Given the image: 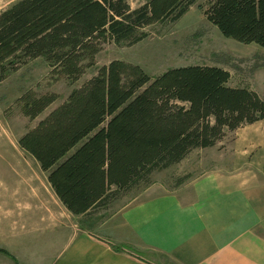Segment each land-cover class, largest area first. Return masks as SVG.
I'll list each match as a JSON object with an SVG mask.
<instances>
[{"label": "trees", "instance_id": "16d2710c", "mask_svg": "<svg viewBox=\"0 0 264 264\" xmlns=\"http://www.w3.org/2000/svg\"><path fill=\"white\" fill-rule=\"evenodd\" d=\"M197 1L149 0L133 9L128 0H17L0 12V84L38 59L52 80L75 84L106 44L136 45L148 28L176 23ZM204 15L224 37L264 48V0H209ZM230 79L212 66L151 77L115 60L24 134L19 147L70 214L109 211L195 150L264 121V99L230 87ZM58 99L31 90L16 104L35 122Z\"/></svg>", "mask_w": 264, "mask_h": 264}, {"label": "rangeland", "instance_id": "374dc122", "mask_svg": "<svg viewBox=\"0 0 264 264\" xmlns=\"http://www.w3.org/2000/svg\"><path fill=\"white\" fill-rule=\"evenodd\" d=\"M17 0H0V12ZM149 0H128L137 9ZM209 0H198L179 21L147 29L148 37L136 45L106 44L96 58V67L88 70L75 84L66 79L52 80L51 69L44 59L24 66L0 84V248L17 249L42 218L52 229L72 225L74 230H97L108 218L142 203L154 195L177 191V187L210 170L242 164L251 150L264 151V124L240 133L242 142L230 133L215 148L195 150L182 163L157 173L148 188L137 190L115 203L109 211L75 217L60 203L51 189L47 174L19 147L20 138L56 108L64 104L73 90L97 75L100 68L121 60L138 65L151 77L172 68L212 66L228 71L229 86L256 91L264 99V48L244 45L224 37L204 15ZM55 93L58 101L35 122H30L16 104L28 91ZM247 152V153H246ZM259 160H255L256 163ZM259 166H262L259 165ZM17 237L14 243L11 238ZM19 247L23 248V245ZM0 252H5L0 250Z\"/></svg>", "mask_w": 264, "mask_h": 264}, {"label": "crops", "instance_id": "0c3cea01", "mask_svg": "<svg viewBox=\"0 0 264 264\" xmlns=\"http://www.w3.org/2000/svg\"><path fill=\"white\" fill-rule=\"evenodd\" d=\"M262 124L239 129L235 141ZM176 190L121 210L95 231L51 229L46 216L23 248H0V264H264V151Z\"/></svg>", "mask_w": 264, "mask_h": 264}]
</instances>
